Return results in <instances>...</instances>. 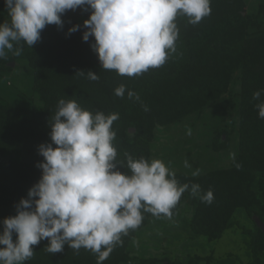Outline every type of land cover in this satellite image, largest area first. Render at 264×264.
<instances>
[{
	"label": "trees",
	"instance_id": "obj_1",
	"mask_svg": "<svg viewBox=\"0 0 264 264\" xmlns=\"http://www.w3.org/2000/svg\"><path fill=\"white\" fill-rule=\"evenodd\" d=\"M210 7V15L196 25L186 16H178L176 51L162 66L139 76H121L101 67L91 47L94 37L87 42L82 39L86 30L83 21L90 17V8H81L79 18L65 12L61 17L63 27L47 25L32 47L23 41L16 44L23 48L17 58L30 71L31 91L37 103L25 110L0 99V231L3 219L17 214L16 205L22 197L27 198L28 190L42 175L37 164L44 158L38 146L51 143V116L59 99H74L93 113L119 114L112 125L118 160H124L126 152L149 160L155 126L199 116L212 102L221 100L232 105L236 99L239 123L235 159L241 167L237 169L232 160L227 167L198 176L175 173L181 184L198 183L202 193L211 189L215 198L207 204L186 191L172 211L175 215L188 198L189 228L197 237L210 241L242 228L250 258L247 264H264V231L254 219L256 216L264 223V119L259 118L255 107L259 101L253 99L255 91L264 89V4L250 13L245 12L243 0H210ZM5 11L8 14L4 0H0V23L10 21L2 19ZM72 25L80 28L69 34ZM13 60L8 55L0 59V74L10 70ZM77 70L96 72L99 79L79 76ZM120 84L126 86L123 98L114 94ZM127 90L135 91L140 99H128ZM222 134H227L226 130L216 134L218 147L226 143ZM117 169L129 171L119 164ZM240 215L252 228L239 225ZM151 216L144 213L140 227L123 236V244L117 245L103 264H179L167 258H137L132 253L136 234ZM48 244L44 239L33 246L34 256L24 264H97L96 254L89 250L81 248L77 253L66 244L63 252L51 254L46 251ZM190 259L187 264H213L215 260L211 254Z\"/></svg>",
	"mask_w": 264,
	"mask_h": 264
},
{
	"label": "clouds",
	"instance_id": "obj_2",
	"mask_svg": "<svg viewBox=\"0 0 264 264\" xmlns=\"http://www.w3.org/2000/svg\"><path fill=\"white\" fill-rule=\"evenodd\" d=\"M10 21L0 23V59L6 49L14 56L23 41L32 47L41 39L47 25L63 27L67 10L91 9L83 21L82 39L94 37L92 49L101 67L121 76H139L150 68L162 66L176 51L178 16H186L192 25L210 15V0H4ZM80 25H72L74 33ZM79 76L96 81V72L77 70ZM126 86L120 84L114 94L123 98ZM264 89L253 93L255 107L264 119ZM128 99L139 100L133 90ZM145 111L148 110L144 105ZM118 113L105 114L84 109L74 99H59L51 116V143H41L38 153L44 158L37 164L42 175L16 205L17 214L3 219L0 231V264H24L34 256V247L48 239L46 251H64L67 244L77 253L81 248L96 254L103 264L123 236L140 227L144 213L171 219L183 193L211 204V189L201 192L198 183L181 184L161 159L134 158L124 153L117 159L112 128ZM190 134V130H189ZM55 145V147L53 146ZM235 167V153L231 154ZM117 164L127 168L121 172ZM184 166L190 168L187 160ZM200 174L199 169L193 176ZM13 233L16 234L15 240Z\"/></svg>",
	"mask_w": 264,
	"mask_h": 264
},
{
	"label": "rangeland",
	"instance_id": "obj_3",
	"mask_svg": "<svg viewBox=\"0 0 264 264\" xmlns=\"http://www.w3.org/2000/svg\"><path fill=\"white\" fill-rule=\"evenodd\" d=\"M245 12H254L264 0H243ZM81 8L67 10V15L79 18ZM65 14V13H64ZM62 14V16H64ZM2 19H9L6 11ZM14 48H16V42ZM20 44V42H19ZM18 45V44H17ZM6 55L14 60L8 72L0 74V99L15 107L30 110L37 103L31 91L29 69L6 49ZM236 88V86H235ZM235 104V105H234ZM230 105L219 100L208 105L199 116L179 119L169 125H157L150 142V157L161 159L173 172L187 175L199 169L201 174L230 165L231 154L238 148V101ZM190 130V134H189ZM226 130L221 138L225 145L218 147L216 134ZM187 160L190 168L184 166ZM191 205L186 198L171 219L151 216L148 223L135 236L133 254L137 258H167L171 262L187 264L193 255L214 257L213 264H247L249 255L242 228L224 233L220 239L210 241L196 236L188 226ZM239 225L252 228V224L239 216ZM134 264H138L135 262ZM146 264V263H144Z\"/></svg>",
	"mask_w": 264,
	"mask_h": 264
},
{
	"label": "water",
	"instance_id": "obj_4",
	"mask_svg": "<svg viewBox=\"0 0 264 264\" xmlns=\"http://www.w3.org/2000/svg\"><path fill=\"white\" fill-rule=\"evenodd\" d=\"M131 132L133 131V130H130ZM254 219H255V222H256V224L264 231V223L263 222H261L260 220H259V218L258 217H256V216H254Z\"/></svg>",
	"mask_w": 264,
	"mask_h": 264
}]
</instances>
